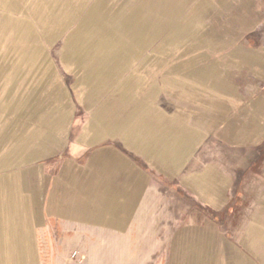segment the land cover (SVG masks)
I'll return each instance as SVG.
<instances>
[{
    "label": "rangeland",
    "instance_id": "1",
    "mask_svg": "<svg viewBox=\"0 0 264 264\" xmlns=\"http://www.w3.org/2000/svg\"><path fill=\"white\" fill-rule=\"evenodd\" d=\"M8 4L11 9L22 5L17 19L24 26L17 49H10L12 33L7 38L8 112L2 120L15 139L23 131L25 136L32 132L54 136L47 156L42 151L47 146L42 144L40 159L4 173L16 174L22 185L24 227L35 245L38 264H264V146L260 159L241 173L220 211L199 205L181 193L176 183L167 184L144 168L148 159L169 179L176 175L181 185L200 164L234 174L252 150L225 144L205 132V138L201 136L199 142L195 138L191 150L183 154L181 136L171 129L161 137L153 132L160 116L169 121L168 127H185L190 136L192 124L201 122V114L192 111L197 98L179 96L172 87L175 83L159 78L158 67L152 65L148 71L146 67L164 53L170 58L174 53L194 52L186 47L187 42L202 41L194 23L179 24L166 38L170 49L149 51L165 25L170 27L175 21L176 1L23 0ZM206 4L200 10L211 17L207 34L234 33L239 28L234 25V6L219 10L217 3ZM256 4L262 15L258 30L263 36L258 37L263 38L264 0H241L238 12L242 25L255 28ZM236 53L242 59L263 60L262 52L238 49ZM132 61H136V72L127 76ZM197 72L195 81L200 85L230 93L231 88L215 81L222 72L219 64ZM123 74L127 77L120 80ZM234 76L232 84L243 97V106L249 107L250 100L264 92L259 90L262 83L241 71ZM107 80H120L119 86L109 84L102 91ZM83 83L89 86L80 87L86 94L76 98L72 86L79 93ZM58 94L63 99L58 101ZM199 100L201 104L207 101ZM55 102L65 105L58 110ZM239 115H232L231 120ZM170 150L172 157L166 152ZM65 160L66 167L60 171ZM48 178L49 183L42 186ZM209 180L198 177L193 184L213 204L214 196L207 192ZM32 186L44 187L38 209ZM214 239L219 242L214 244ZM214 247L219 251L216 256L211 255Z\"/></svg>",
    "mask_w": 264,
    "mask_h": 264
},
{
    "label": "crops",
    "instance_id": "2",
    "mask_svg": "<svg viewBox=\"0 0 264 264\" xmlns=\"http://www.w3.org/2000/svg\"><path fill=\"white\" fill-rule=\"evenodd\" d=\"M22 1L23 0H0V11L3 10L6 12V14L3 13L0 17V264H38L35 245L24 227L25 200L21 196L22 185L16 174L4 173L9 171V169L17 167L21 163L40 159L39 156L41 150H39V147H41L42 144H46L44 146H47L46 149L42 150L47 156L50 143L54 140L53 133L32 132L25 136V134L23 135L24 131L21 134L18 133L19 135L15 139L11 137L9 132H7V121L2 120L4 119L6 112H8L7 93L9 91V76H7V66L9 63L4 57L6 49H8L7 38L9 33H12L13 37L10 38L12 39L10 49L12 46L17 49L18 39H20L19 36L23 32L24 26L23 22L17 19L19 13L22 12V5H16L14 6L15 9H11V6L8 3H18ZM174 1H176L178 6L176 18L174 19L175 21L172 22L170 27L165 25L162 36H160V38L148 48L149 51L159 48H165L167 50L169 47L166 38L170 36L172 30L179 24L194 23L200 33L202 41L200 40L197 43H194V41L192 43L187 42L186 47L194 48V52L187 54L181 53L182 55L180 53H174L175 55L170 58L164 53L160 55L158 59L151 60L146 67L147 71L152 68V65L158 67L161 74H159V78L166 83H175L176 85H172V87L175 88L174 90L177 91V94L179 93V96H186L191 99L197 98L198 103L193 102L192 111L201 114L199 117L201 122L198 121L200 123L192 124L191 130L193 132L190 133L192 135L190 136L188 132H185V127L179 129L177 125L174 126L173 124L168 127L169 121L160 116V119H158L159 123L155 124L153 132L157 137H161L162 135L167 134L166 131H168V129H171L175 132V136H181L185 142L183 154H187V152L191 150L192 145L195 143V138L197 139V142L200 141L201 136L205 138V132L206 134L208 133V135L213 134L219 137L225 144L228 143L230 145L235 144L238 146L252 147V150L247 153L243 165L241 166L239 164L234 174L227 173L226 175L225 172L217 170L212 165L200 164L190 180H183L181 185L176 175H174V178L172 177V179H169L168 174L159 173L157 166L154 167V164H151L150 160H145L143 165L144 168H148L151 171V175L160 176L165 183L168 184L169 182L171 185L176 183L181 193L191 196L199 205L203 206V203L214 211H220L227 204L230 191L237 187V179L241 173L248 171V169L260 159V149L264 146V80L260 79L261 77H264V37H258L263 36L260 34L261 31L258 30L262 15L256 4L255 7L256 15L258 14V23L255 28H248L242 25V18L238 12V6L241 0H191L192 3H187L184 0ZM209 2L217 3L216 7H218L219 10H223L225 7L230 8L234 6L236 13L234 25L239 27L238 29H234V33L230 31L227 33L217 32L216 35L211 33L207 34V28L208 25H210L208 20L211 17H208L206 15L207 13L204 11L202 12L200 6H203V4L205 5V3L209 4ZM208 4L206 5L209 7ZM149 14L150 16L153 15V13L150 12ZM9 18H11V20ZM160 23H162V21ZM259 41L260 43H258ZM199 43L201 45H199ZM129 44L130 43H128V45ZM183 48L184 47H180L179 49ZM238 49H245L253 52V54H256V52H262L260 56L263 57V60H251L250 58L242 59L236 53ZM17 58H19V56H17ZM216 63L222 67V72L216 75L215 81L218 83L222 82V86L231 88L229 89L230 93H225L222 90L206 88L195 81V78L198 76L197 71L207 65H213ZM135 64L136 61L129 63V69L127 71H131V73L127 76L136 72ZM175 67L179 70L174 71L173 68ZM238 71L244 72L245 74L247 73L262 83L260 84L261 87L259 90L263 93L256 96L253 100H250L249 107L243 106V97L240 95L239 90L234 88L232 84L235 80L234 75L237 74ZM127 76H124V78L122 77L120 80H124ZM145 76L152 78L155 75L145 74ZM145 76H140V78L144 79ZM156 77H158L157 74ZM120 80H117L115 83H110V81L107 80L103 82L105 84L100 89H106V87H109V84H118L119 86ZM76 82L77 80L75 79V84ZM75 84L72 86L73 92H75L74 96L77 98L79 95H85L86 93L81 92L80 87L85 86L87 83L80 84L78 87L79 93L75 88ZM86 86L87 88L89 87L88 85ZM100 89L96 92L100 93ZM186 89L187 92L184 93V90ZM56 97H58V101L61 97L63 99L62 94H58ZM201 98L207 99L206 103L204 102L201 104V101L199 100ZM57 102H55L54 105L57 106L58 110L64 107V102H62V104H58ZM238 113H241V116ZM232 115L239 116H237V118L234 117L231 120ZM146 130H148L147 126ZM149 131H152V129ZM158 132L159 134H157ZM156 136L155 138H157ZM9 145H11V147H9ZM166 152L169 157H172L171 150ZM148 163L150 164V167L148 166ZM60 166V171L64 170L66 167V160L61 162ZM139 167L140 166L138 165V168ZM206 167H209V169L203 170V168ZM204 172L206 174H204ZM198 177L210 178L207 184V192L211 196H214L212 197L213 204L209 199L200 196V193L203 191L194 186L193 180ZM49 178L42 186H46V184L49 183ZM43 188L44 187L40 189V187L37 188L36 186H32L31 195L33 201H35L34 205L37 209L40 208L37 204L39 203L38 199H44ZM223 192H225V202L223 200ZM195 195L199 197L197 198ZM223 202L224 204H222ZM219 207L221 208L218 210L215 209ZM208 225L214 228L213 222H209ZM216 242L218 243L219 240L214 239V244H216ZM218 252V249L214 247L211 250V255L216 256ZM219 264H227V262L223 261Z\"/></svg>",
    "mask_w": 264,
    "mask_h": 264
},
{
    "label": "bare ground",
    "instance_id": "3",
    "mask_svg": "<svg viewBox=\"0 0 264 264\" xmlns=\"http://www.w3.org/2000/svg\"><path fill=\"white\" fill-rule=\"evenodd\" d=\"M1 32V31H0ZM1 54V53H0ZM8 76V75H7ZM3 80V79H2ZM2 82V81H1ZM1 86V85H0ZM3 86V85H2ZM62 104V103H61Z\"/></svg>",
    "mask_w": 264,
    "mask_h": 264
}]
</instances>
